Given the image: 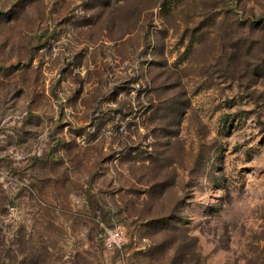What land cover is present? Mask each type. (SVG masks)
<instances>
[{
	"label": "rangeland",
	"instance_id": "rangeland-1",
	"mask_svg": "<svg viewBox=\"0 0 264 264\" xmlns=\"http://www.w3.org/2000/svg\"><path fill=\"white\" fill-rule=\"evenodd\" d=\"M44 262L264 264V0H0V264Z\"/></svg>",
	"mask_w": 264,
	"mask_h": 264
},
{
	"label": "built area",
	"instance_id": "built-area-1",
	"mask_svg": "<svg viewBox=\"0 0 264 264\" xmlns=\"http://www.w3.org/2000/svg\"><path fill=\"white\" fill-rule=\"evenodd\" d=\"M103 246L107 249L119 247L124 242V234L120 227L106 229L103 234L100 235Z\"/></svg>",
	"mask_w": 264,
	"mask_h": 264
},
{
	"label": "trees",
	"instance_id": "trees-1",
	"mask_svg": "<svg viewBox=\"0 0 264 264\" xmlns=\"http://www.w3.org/2000/svg\"><path fill=\"white\" fill-rule=\"evenodd\" d=\"M101 239V238H100ZM101 242H102V240H101ZM103 244V243H102ZM43 264H48L47 262H44Z\"/></svg>",
	"mask_w": 264,
	"mask_h": 264
}]
</instances>
